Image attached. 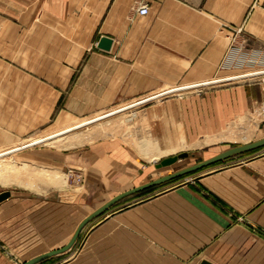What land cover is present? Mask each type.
<instances>
[{
    "label": "crops",
    "instance_id": "crops-1",
    "mask_svg": "<svg viewBox=\"0 0 264 264\" xmlns=\"http://www.w3.org/2000/svg\"><path fill=\"white\" fill-rule=\"evenodd\" d=\"M142 3L146 14L137 11ZM103 35L109 49L98 46ZM259 70L261 0H0V103H55L71 81L77 103L151 101L205 84L214 87L204 101L242 93L250 100L264 81ZM252 150L158 191L127 195L91 219L83 227L93 224L90 264H264V147ZM17 199L0 201V264L10 259L8 247L32 245L35 214L49 211ZM40 225L44 237V219ZM62 263L77 264V254Z\"/></svg>",
    "mask_w": 264,
    "mask_h": 264
},
{
    "label": "rangeland",
    "instance_id": "rangeland-1",
    "mask_svg": "<svg viewBox=\"0 0 264 264\" xmlns=\"http://www.w3.org/2000/svg\"><path fill=\"white\" fill-rule=\"evenodd\" d=\"M256 72L259 79L264 77V71ZM40 79L46 82L45 78ZM260 82L255 86V99H246L242 93L236 95V101L225 102L204 101L206 91L214 87L205 84L167 89L151 101L77 103L70 101L72 81L55 103L1 102L0 192L9 190L18 201L28 198L34 206H49L47 213L35 214L32 245L17 250L8 247L10 259L5 264H22L40 251L68 242L80 219L116 192L191 165L212 153L264 137V81ZM170 92L173 94H167ZM169 98L174 99L168 101ZM62 114L66 119L59 124L57 118ZM41 118L42 124H27ZM181 152L194 155L155 167L161 159ZM246 153L249 152L229 159ZM219 163L153 186L134 197L158 191ZM28 169L42 170L44 179L17 176ZM145 169L146 174L142 173ZM92 225L83 229L70 248L44 264L72 260L75 254L77 264H90Z\"/></svg>",
    "mask_w": 264,
    "mask_h": 264
},
{
    "label": "water",
    "instance_id": "water-1",
    "mask_svg": "<svg viewBox=\"0 0 264 264\" xmlns=\"http://www.w3.org/2000/svg\"><path fill=\"white\" fill-rule=\"evenodd\" d=\"M112 44V39L108 36H101L99 41H98V46L100 48L103 49H109L111 47ZM264 145V137L259 138L257 140L254 141H250V142H246L243 144H238L235 146H232L224 151H221L219 153H216L212 156L206 157V158H202L198 161H196L195 163L191 164V165H187L184 167H181L171 173L168 174H164L160 177H157L151 181H148L144 184L141 185H137L131 189L125 190L123 192L118 193L117 195L113 196L112 198H110L109 200H107L106 202H104L103 204H101L99 207H97L94 211H92L90 214H88L86 217H84L80 223L78 224L77 228L75 229L71 239L62 247L58 248V249H54V250H50V251H46L42 254H39L27 261H25L22 264H34L50 255H53L55 253H59V252H63L65 250H67L68 248H70L73 243L75 242L76 238L78 237V235L80 234L81 230L83 229V227L94 217L98 216L99 214H101L102 212H104L107 208H109L110 206H112L113 204H115L117 201H119L120 199H122L123 197L130 195L132 193H135L137 191L143 190L145 188L157 185V184H161L164 183L166 181L181 177L183 175L189 174L191 172L197 171L203 167L209 166L215 162H218L220 160H223L227 157H230L232 155L241 153V152H245L248 150H252L258 147H261ZM189 155H194V153H189V152H181L178 155H174V156H169V157H165L163 159H161L160 162L156 163L155 166L156 167H162L165 165H169L173 162H175L176 160H178L179 158L182 157H187ZM10 195V191L9 190H5L0 192V201L4 200L5 198H7ZM202 264H210L207 261H204Z\"/></svg>",
    "mask_w": 264,
    "mask_h": 264
},
{
    "label": "bare ground",
    "instance_id": "bare-ground-1",
    "mask_svg": "<svg viewBox=\"0 0 264 264\" xmlns=\"http://www.w3.org/2000/svg\"><path fill=\"white\" fill-rule=\"evenodd\" d=\"M29 168V167H28ZM42 168V167H41ZM40 169V168H39ZM19 170H20V168H19ZM22 170V169H21ZM34 170V169H33ZM38 170V169H37ZM15 171V170H14ZM57 170H55V172H56ZM59 171V170H58ZM50 172V171H49ZM48 172V173H49ZM60 172V171H59ZM47 173V174H48ZM54 173V172H53ZM12 174H14V173H12ZM19 174H24V175H28V176H30V177H32V178H34V179H37V181L38 180H43L44 179V176L42 175L43 174V172H42V170H38L37 172H35V171H31V170H26V171H24V172H22V173H17V176L18 177H20V176H22V175H19ZM55 174V173H54ZM24 175H23V177H24ZM50 175V174H49ZM59 175V174H58ZM51 176V175H50ZM54 176V175H53ZM56 177H57V175H55ZM61 176V175H60ZM18 179V178H17ZM17 179H15V180H17ZM50 179H51V177H50ZM57 179V178H56ZM62 179H63V176H62ZM55 180V179H54ZM22 181H24V180H22ZM35 181V180H34ZM48 181H51L52 182V180H48ZM36 182V181H35ZM41 182V181H40ZM43 182V181H42ZM24 183V182H23ZM55 183H57V182H55ZM32 185V184H31ZM51 185H52V183H51ZM35 186H37L36 184H35ZM42 186V185H41Z\"/></svg>",
    "mask_w": 264,
    "mask_h": 264
},
{
    "label": "built area",
    "instance_id": "built-area-1",
    "mask_svg": "<svg viewBox=\"0 0 264 264\" xmlns=\"http://www.w3.org/2000/svg\"><path fill=\"white\" fill-rule=\"evenodd\" d=\"M261 3L264 7V0H261ZM149 10V5L147 3H142L140 4L138 7H137V11L140 13V14H146Z\"/></svg>",
    "mask_w": 264,
    "mask_h": 264
}]
</instances>
